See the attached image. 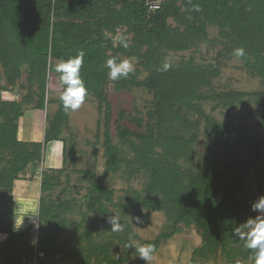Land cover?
Segmentation results:
<instances>
[{"label":"trees","instance_id":"trees-1","mask_svg":"<svg viewBox=\"0 0 264 264\" xmlns=\"http://www.w3.org/2000/svg\"><path fill=\"white\" fill-rule=\"evenodd\" d=\"M153 1L0 0V234L4 236L0 256L7 264H14L11 259L24 264H127L138 253L130 249L129 255L120 256L104 236L117 239L127 251L126 242L139 239L135 228L155 212L167 218L165 230L151 243L155 250L187 226L202 238L189 264L219 258L224 264H253L251 251L234 240L231 226L233 220L243 222L256 215L250 204L264 195V89L220 90L214 81L226 62L236 58L233 49L243 47L246 55L237 59L264 82V0H161L160 8L152 10ZM211 30H217V36L211 37ZM117 37L126 39L128 48ZM202 46L221 47L213 63H200L195 56L178 63L169 59L172 53L196 52ZM80 51L85 53L81 78L105 115L104 173L143 180L141 190L128 189L129 196L116 204L114 190L91 170L82 172L90 181L83 205L77 198L54 197L67 163L78 161L73 143L66 155L63 134L71 113H65L59 98L57 110L46 116L44 141L19 138L25 111L48 108L47 77L51 73L58 77L56 62ZM110 57L117 62L134 58L139 67L127 78L110 81L104 67ZM166 61L170 70L157 71ZM109 82L117 92L142 88L153 95L146 119L129 117L134 128L125 124L124 111L113 122V106L105 92ZM18 86L27 91L22 101L4 100L3 93ZM249 102L262 112L256 125L225 123L214 115ZM205 104L212 105L210 113ZM113 124L118 143L113 140ZM57 141L64 145L65 167L42 171L38 235L33 243L34 225L23 231L14 228V183L33 178L31 169L43 164L47 145ZM200 144L208 149L202 158L196 151ZM252 173L259 178L258 193L244 198L241 194ZM112 205L118 208L115 214ZM82 206L86 211L80 223L73 224L70 215ZM90 215L93 220L86 225ZM113 215L124 226L122 232L111 233L107 220ZM136 216L142 223L131 220ZM67 231L69 237L61 242L60 235Z\"/></svg>","mask_w":264,"mask_h":264},{"label":"rangeland","instance_id":"rangeland-1","mask_svg":"<svg viewBox=\"0 0 264 264\" xmlns=\"http://www.w3.org/2000/svg\"><path fill=\"white\" fill-rule=\"evenodd\" d=\"M169 23L175 26L173 20ZM217 36V30H211V37ZM220 46L206 47L202 46L199 51L196 52H181L172 53L170 60L172 62H180L183 58H189L195 56L200 63H213L217 56ZM128 59V58H126ZM58 62H56L57 64ZM132 63L135 71L138 68L136 60L132 59ZM142 70V78L147 76ZM26 74L23 75L21 82L26 83ZM47 101L48 108L45 110H27L24 116L19 121L20 140L23 142H43L46 126L47 114L52 115L57 110V99L59 94L63 91L60 85L58 77L55 73L48 74L47 77ZM5 83V81H4ZM22 85V84H20ZM19 85V86H20ZM214 85L220 90H231L240 92H257L264 89V82L259 77H253L249 74L248 70L244 67L243 63L237 58L227 61L222 67L221 76L214 81ZM16 87L11 91L3 93L4 100L10 101H22V97L26 94L25 89ZM106 94L113 106V114L115 123L118 120L121 111L125 112V124L130 128H134V124L129 120V117H142L146 119V114L151 107V101L153 95L145 89L136 88L131 91L117 92L114 88L113 82H109L105 89ZM212 105L205 104L204 110L207 113L211 112ZM215 117L221 122L235 121L244 123V125L253 126L258 123L262 115L259 107L253 102L246 103L244 106H239L236 110H218L214 113ZM69 127L65 130L63 136L68 143L66 155L71 154V143L76 146L78 161L76 164L67 163L65 173L62 175V186L54 192V197L57 199L65 198H77L81 205L84 204V197L87 194L90 181L83 171H93L95 178L100 180L104 179L108 188L114 190V204L119 203L122 199L128 197L126 194L128 189L141 190L143 188V180L141 178L128 177L123 173L106 175V158L104 156V123L105 115L100 112L98 108V99L94 96L88 95L85 103L75 112H71ZM202 124V123H201ZM116 124L112 125L113 140L118 143L119 140L116 137ZM203 128V127H202ZM203 131V129H202ZM201 141L205 142L204 137H201ZM57 143L48 144L44 152L43 164L35 169L32 168L31 172H35L33 178H24V180H18L14 183L13 197L16 203L15 221L17 225H21L19 229L14 228L16 231H23L29 225H34L33 229V241L36 243L38 235V222H39V205L41 196V175L42 171H49V169H62L63 166V154L64 148L61 142L57 147ZM57 149L58 154L49 161V155L51 151L54 152ZM200 158L207 155L208 149L203 144L196 146ZM57 163V164H56ZM50 166V167H49ZM259 178L256 173H252L247 178L246 186L242 192L244 198H253L258 193ZM83 207V206H82ZM84 208V207H83ZM113 214L118 210L115 206H111ZM86 209L76 208L70 215V220L73 224H78L81 221V213ZM93 216L90 215L87 218L86 225H90ZM167 218L162 212H155L149 218L148 222H144L141 227H136V232L139 241L143 244H151L166 228ZM102 231V228H100ZM84 228H82V231ZM106 230V229H104ZM97 231L95 234L99 233ZM109 234V231L107 232ZM113 233V232H111ZM107 234V235H108ZM70 232L67 231L60 235V241H65L68 238ZM105 240L113 246L114 251H118L119 255L127 256L128 251L123 248L117 239L104 236ZM4 240V236L0 234V243ZM202 245V238L193 227H182V232L177 234L174 238L161 244V246L155 251L154 258L151 264H189L190 259L193 256L195 249ZM0 264H7V259L4 256H0ZM138 256H132L131 260ZM10 263L24 264L21 260L11 259ZM30 264H37L36 261ZM206 264H224V260L219 258L216 261H210Z\"/></svg>","mask_w":264,"mask_h":264},{"label":"clouds","instance_id":"clouds-1","mask_svg":"<svg viewBox=\"0 0 264 264\" xmlns=\"http://www.w3.org/2000/svg\"><path fill=\"white\" fill-rule=\"evenodd\" d=\"M197 10L199 9L197 8ZM117 39L122 47L128 48L129 44L126 39L121 37H117ZM232 55L238 59L244 58L246 51L243 47H238L233 49ZM84 56L85 53L80 51L74 57L67 60L61 59L55 65L54 71L59 74L58 80L63 88V91L59 94V100L66 114L78 110L85 103L88 95V89L80 75L81 67L84 64ZM104 67L107 69V78L110 81L127 78L134 70L132 59H123L117 62L115 57L107 58ZM171 67L172 65L166 61L157 71L167 72ZM56 143L60 144L61 142L57 141ZM250 212L256 213V215L248 216L243 222L233 220L235 224L231 226L232 236L234 240L242 242L245 249L251 251L253 264H264V195L251 202ZM131 220L135 221V224L142 223L139 216L131 217ZM107 222L111 226V232H122L124 230V226L115 215L109 217ZM20 226L15 221V228L19 229ZM125 247L138 253V258L145 261L146 264H151L156 251L154 245L143 244L131 238L126 242ZM117 259H119L118 256Z\"/></svg>","mask_w":264,"mask_h":264},{"label":"built area","instance_id":"built-area-1","mask_svg":"<svg viewBox=\"0 0 264 264\" xmlns=\"http://www.w3.org/2000/svg\"><path fill=\"white\" fill-rule=\"evenodd\" d=\"M160 3H161V0H154L153 2L150 3V8L152 10H157L160 8Z\"/></svg>","mask_w":264,"mask_h":264},{"label":"water","instance_id":"water-1","mask_svg":"<svg viewBox=\"0 0 264 264\" xmlns=\"http://www.w3.org/2000/svg\"><path fill=\"white\" fill-rule=\"evenodd\" d=\"M127 264H146V262L137 257V258L131 260Z\"/></svg>","mask_w":264,"mask_h":264},{"label":"crops","instance_id":"crops-1","mask_svg":"<svg viewBox=\"0 0 264 264\" xmlns=\"http://www.w3.org/2000/svg\"><path fill=\"white\" fill-rule=\"evenodd\" d=\"M19 136H20V132H19ZM56 143V142H55ZM53 144V143H52ZM59 146V144L57 145V147ZM58 154V152H57V149L54 151V152H52L51 151V154L49 155V161H52L53 160V158H55V156ZM57 164V163H56ZM50 167V166H49ZM18 182V181H17Z\"/></svg>","mask_w":264,"mask_h":264}]
</instances>
